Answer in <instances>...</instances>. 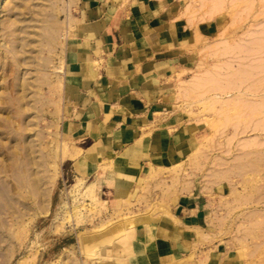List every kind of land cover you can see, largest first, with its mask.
Wrapping results in <instances>:
<instances>
[{"label": "rangeland", "instance_id": "rangeland-1", "mask_svg": "<svg viewBox=\"0 0 264 264\" xmlns=\"http://www.w3.org/2000/svg\"><path fill=\"white\" fill-rule=\"evenodd\" d=\"M177 1L193 21L194 41L190 62L177 74L176 110L203 151L193 153L196 160L191 156L187 163L167 170L163 183L167 185L173 174L177 185L188 177L218 187L227 235L236 237L235 249L248 264H264V157L259 155L263 147L241 146L242 139H264V129L250 125L237 131L218 116L229 111L228 105L218 103L214 110H204L195 99L183 97L192 79L216 72L219 66L225 77L235 71L249 73L241 89L230 93L244 89L254 96L252 102L264 105V0ZM214 2L219 7H211ZM6 7L12 12L0 15V264H96L110 240L95 239L118 222L136 217L134 210L138 205L141 211L142 201L104 202L110 200L100 198L95 185L74 166L81 152L65 128L63 73L78 1L5 0ZM5 20L13 25L6 26ZM229 63L233 69L224 67ZM247 98L241 109L250 103ZM263 111L253 117L254 123L263 121ZM255 151L257 156L252 155ZM245 153L251 155L246 158ZM25 155L32 161L31 170L25 166ZM253 158L262 167L252 177L246 166ZM226 169L228 180L212 175ZM189 171L193 173L187 176ZM165 188L162 193L169 195L170 188ZM248 196L251 200L246 201Z\"/></svg>", "mask_w": 264, "mask_h": 264}, {"label": "crops", "instance_id": "crops-1", "mask_svg": "<svg viewBox=\"0 0 264 264\" xmlns=\"http://www.w3.org/2000/svg\"><path fill=\"white\" fill-rule=\"evenodd\" d=\"M77 1L63 73L65 128L81 152L74 166L104 202L142 201L136 217L95 239L110 240L96 264H248L227 235L218 187L188 177L177 185L173 174L163 183L199 144L176 110L194 41L187 9L177 0Z\"/></svg>", "mask_w": 264, "mask_h": 264}, {"label": "bare ground", "instance_id": "bare-ground-1", "mask_svg": "<svg viewBox=\"0 0 264 264\" xmlns=\"http://www.w3.org/2000/svg\"><path fill=\"white\" fill-rule=\"evenodd\" d=\"M216 3L217 2H214V3H212V5H211V7H219L218 5L216 6ZM219 4V3H218ZM215 5V6H214ZM4 6H5V0H0V15L2 14V11L3 12H7V14L8 15H10L11 14V12H12V9L11 8H8V7H6L5 9H4ZM189 9H191V6H189L188 7V10ZM211 9H213V10H211ZM210 9V11L212 12V11H214V9L216 10L217 8H211ZM218 11H219V9H218ZM217 10L215 11V13H217L218 12ZM214 14V12L213 13H211L210 15L212 16ZM215 15V14H214ZM5 22H6V26L8 25H10V27H11V25H13L11 22H10V20H5ZM23 30V29H22ZM22 30H19V32L20 31H22ZM21 33V32H20ZM24 34V33H23ZM50 34V33H49ZM50 36V35H49ZM54 36V35H53ZM53 36H50L51 37V39H52V37ZM22 38V37H21ZM21 38H20V40H21ZM23 39V38H22ZM49 39V38H48ZM25 43V42H24ZM21 44H22V41H21V43H20V46H21ZM22 45H24V44H22ZM51 45V44H50ZM25 46V45H24ZM22 47V46H21ZM20 52V51H19ZM226 52V51H225ZM228 52V51H227ZM41 56V55H40ZM44 59V58H43ZM40 60V59H39ZM47 59H45V61H46ZM48 61V60H47ZM47 61H46V63H47ZM24 62V61H23ZM25 63V62H24ZM45 63V64H46ZM28 64V63H27ZM39 64V63H38ZM43 64V63H42ZM48 64H49V62H48ZM228 65V66H227ZM226 66H224V67H226V68H228V69H233V67H232V64H227ZM231 65V66H230ZM28 66V65H27ZM246 67H248V66H246ZM225 68V69H226ZM218 69L219 70H223V67H219L218 66ZM224 69V70H225ZM43 70H44V68H43ZM219 70H217L216 72H214L213 71V73H209L208 72V74H206V75H202V76H197V77H195L194 79H192V81L190 82V84H189V87H187V89L186 90H184V93L185 94H183V97H185L184 95H186V97H187V99H188V97H191V98H193V99H195L196 100V102L198 103V104H200L201 106H203L204 107V110L206 109V110H214V108H215V106L218 104V103H221L222 105H225L226 107H227V105H228V107L229 106H231V104H233V106L234 107H230V108H226V109H228L229 111H227L226 110V113H225V110H224V108L222 107V109L224 110V113H221V111H220V114L218 115L219 117H220V119L222 120V122L223 123H225V124H233V126L231 127L230 125H228V126H230L231 128H237V131H238V129H244V128H246L247 130H248V128H247V126L248 127H250V125H251V128H253L252 127V125H254L255 127H259V128H261V131L260 132H262V129H264V119H263V121H261L260 120V122L259 121H257V123L255 122L254 123V116L257 114V116L258 115H260L261 116V114H262V112H261V110L262 109H264L263 107H264V105L263 106H261L262 107V109H261V107H260V103L259 102H257V103H259V105L258 104H256V101L255 102H252L251 101V97L253 98L254 96L250 93H247L244 89H242V90H240L239 92H238V94H235V95H232L230 92L231 91H233L234 89H241V82L242 83H246L245 81H243V80H247V75L249 74H246V73H244V75H243V72H244V70H243V72L241 73V72H238V71H235V72H231V74L228 76L227 75V77H225V76H223V74L219 71ZM240 70V69H239ZM251 70H253V69H251ZM255 70V69H254ZM232 71V70H231ZM246 72V71H245ZM241 73V74H240ZM256 73V72H255ZM262 73V72H261ZM24 74H25V72H24ZM23 74V75H24ZM246 75V76H245ZM250 75V74H249ZM256 75V74H255ZM24 77V76H23ZM22 77V78H23ZM42 77V76H41ZM263 78V77H262ZM261 78V79H262ZM249 79V78H248ZM248 81V80H247ZM37 82V81H36ZM258 82V81H257ZM240 83V84H239ZM34 85V84H33ZM243 85V84H242ZM21 86V85H20ZM245 86V85H244ZM254 86V85H253ZM253 86H250V87H253ZM247 87H248V85H247ZM245 89H248V88H246V87H244ZM254 88V91H256L255 90V87H253ZM181 89V88H180ZM256 89H257V87H256ZM252 90V89H251ZM217 92L216 94H213V95H211V96H208L210 93H212V92ZM236 91H238V90H236ZM41 92V91H40ZM39 97H41V96H39ZM247 97H249L250 98V101H247V103L248 102H250V103H248L246 106L247 107H243L244 109H241L240 107H241V105L244 103V104H246V100L248 99ZM227 98H229V99H227ZM247 98V99H246ZM227 100H229V101H227ZM226 101H227V103H226ZM223 102V103H222ZM231 102V103H230ZM252 103V104H251ZM264 102H261V104H263ZM192 104H193V102H192ZM194 104H195V102H194ZM220 104V105H221ZM230 104V105H229ZM239 105V109L237 108L238 107V105ZM243 104V105H244ZM254 104H256V105H254ZM258 105V106H257ZM203 107H201L202 109H203ZM236 107V108H235ZM217 108V107H216ZM187 109V108H186ZM240 109H241V111H240ZM222 110V111H223ZM230 110H232V113H233V111H235V114H233V115H231V114H228L227 112H230ZM216 111H219L218 109L216 110ZM261 112V113H257V112ZM264 112V111H263ZM215 114H216V112H215ZM257 116H255V117H257ZM218 118V117H217ZM221 120H218L219 122L221 121ZM218 121H217V123H218ZM30 123V122H29ZM28 123V124H29ZM26 124V123H25ZM216 124V123H215ZM218 124H220V123H218ZM224 124V125H225ZM217 125V124H216ZM221 126H223V125H220L219 126V128L221 127ZM226 126V125H225ZM215 127V126H214ZM258 128V129H259ZM224 129V128H223ZM223 129H220V132H221V130H222V132L221 133H224L223 132ZM254 129H256V128H254ZM245 130V129H244ZM235 129H234V132L233 133H235ZM243 131V130H242ZM242 131H240L241 132V134H242ZM256 131V130H255ZM239 132V133H240ZM245 132V131H244ZM244 132H243V134H244ZM250 132V131H249ZM248 132V133H249ZM253 132V131H252ZM259 132V131H258ZM238 133V134H239ZM220 134V133H219ZM237 134V135H238ZM240 134V135H241ZM247 134V133H246ZM221 135H223V134H221ZM220 135V136H221ZM233 136H236V134H233ZM233 140V139H232ZM232 140H230V141H232ZM242 140H244L240 145L242 146V149H243V147H245V148H247V147H249V148H254V147H263V149H262V151H260V152H262L263 154H259V153H256V151H255V153L254 152H252V155L254 154H256V156L259 154L260 156L262 155V157H264V139H262V137H259V136H255L254 138L253 137H250V138H248L247 140L246 139H242ZM238 143V142H237ZM232 144V143H231ZM230 144V145H231ZM245 145V146H244ZM198 147H199V145L197 144L196 146H195V149H194V155L197 153L198 155H199V153L200 154H202L201 153V151H203V149L202 150H199L198 149ZM240 147V146H239ZM30 149V148H29ZM208 149V148H207ZM241 149V150H242ZM259 152V151H258ZM246 154H248V153H245L244 154V156L246 155ZM249 155H251V154H248V155H246V158L249 156ZM203 156V155H202ZM239 156H241V155H239ZM239 156H237V157H235V158H238ZM243 156V155H242ZM195 160H196V156L194 157V156H192ZM200 157V156H199ZM204 157V156H203ZM44 158V157H43ZM201 158V157H200ZM207 158V157H206ZM241 158V157H240ZM245 158V159H246ZM25 159H26V161H25V166L26 167H28V170H31L32 169V161L31 160H29V158L28 157H26V155H25ZM244 159V160H245ZM45 160V158L43 159V161ZM221 160H223L222 158H221ZM241 160H243V159H241ZM46 161H47V158H46ZM193 161V160H192ZM45 162V161H44ZM43 162V163H44ZM250 162V163H249ZM247 164H248V166H246V169H248V170H250L249 172H251V175H250V173L248 172V170L246 171V169L244 168V170L246 171L244 174H247V172H248V176H252V173L254 174V173H258L259 171H257V170H259V166H261V165H259V163H260V161L258 160L257 162L254 160V158L251 160V161H249ZM262 162V161H261ZM47 163V162H46ZM195 163H197V161L195 162ZM199 164H200V162H198ZM197 163V164H198ZM45 164V163H44ZM44 164H42L41 165V167L42 168H46V165L44 166ZM261 164V163H260ZM218 166H219V163L217 164ZM262 165H263V163H262ZM264 166V165H263ZM262 167V166H261ZM260 167V168H261ZM196 168V167H195ZM241 168V167H240ZM261 170V169H260ZM230 170L228 169H226L224 172H223V170H221V171H214L213 172V174L212 175H216L217 177H222V179L224 178L225 179V177L227 176V174H228V172H229ZM257 171V172H256ZM29 172V171H28ZM42 172H44V171H42ZM45 173V172H44ZM30 175H32V172H31V174ZM243 176V175H242ZM246 176V175H245ZM254 176V175H253ZM252 176V177H253ZM228 177H229V175H228ZM244 177V176H243ZM251 177V178H252ZM264 177V176H263ZM50 179V178H49ZM226 179H227V177H226ZM261 179V178H260ZM228 180V179H227ZM226 181V180H225ZM47 183V182H46ZM36 184V183H35ZM259 190V189H258ZM248 197H250V196H248ZM252 197V196H251ZM251 197L248 199V200H246L245 198V200L246 201H249V200H251ZM259 197V196H258ZM239 198V197H238ZM261 200H262V198H260ZM244 200V201H245ZM244 201H242V202H244ZM245 201V202H246ZM251 202V201H250ZM253 213V212H252ZM254 214V213H253ZM256 214V213H255ZM254 214V215H255ZM261 222V221H260Z\"/></svg>", "mask_w": 264, "mask_h": 264}]
</instances>
